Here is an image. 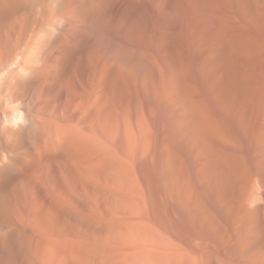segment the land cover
<instances>
[{
    "label": "bare ground",
    "instance_id": "6f19581e",
    "mask_svg": "<svg viewBox=\"0 0 264 264\" xmlns=\"http://www.w3.org/2000/svg\"><path fill=\"white\" fill-rule=\"evenodd\" d=\"M0 108V264H264V0H0Z\"/></svg>",
    "mask_w": 264,
    "mask_h": 264
},
{
    "label": "clouds",
    "instance_id": "9594fccd",
    "mask_svg": "<svg viewBox=\"0 0 264 264\" xmlns=\"http://www.w3.org/2000/svg\"><path fill=\"white\" fill-rule=\"evenodd\" d=\"M18 64L19 57H16L12 61H10L9 67L17 68ZM17 71L21 76H27V72L23 67L17 68ZM4 107L12 113V119L8 120L7 118H5L3 126L11 127L13 130H16L21 126L28 125L29 120L26 116L25 110L21 105V102L9 99L8 101H6ZM0 115H5L4 110L2 108H0ZM9 155L10 154L8 152L4 151L3 148L0 147V167L5 164L11 163V161L9 160ZM257 202H264V194H262L259 188L256 189V198L250 204V206L254 207Z\"/></svg>",
    "mask_w": 264,
    "mask_h": 264
}]
</instances>
